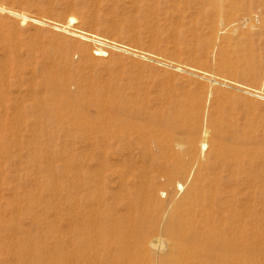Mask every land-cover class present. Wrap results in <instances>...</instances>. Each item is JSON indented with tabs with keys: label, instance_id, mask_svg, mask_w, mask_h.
Listing matches in <instances>:
<instances>
[{
	"label": "rangeland",
	"instance_id": "1",
	"mask_svg": "<svg viewBox=\"0 0 264 264\" xmlns=\"http://www.w3.org/2000/svg\"><path fill=\"white\" fill-rule=\"evenodd\" d=\"M0 8V264H93L106 255L113 264H157L177 257L164 225L193 174L166 184L155 170L165 161L155 146L166 115L192 116L201 129L217 124L251 150V162L225 190L232 207L224 213L235 216L244 236L238 264H264V0H0ZM95 48L107 56L96 59ZM113 93L141 112L136 122L155 153L150 161L134 131L107 151L104 135L88 132L92 120H77L76 110L92 115V106ZM184 153L179 149L187 167L197 164ZM101 159L112 166L105 178ZM143 163L160 183L147 194ZM129 165L130 175L120 177ZM125 231L131 236L120 245ZM72 253L77 259L65 261Z\"/></svg>",
	"mask_w": 264,
	"mask_h": 264
},
{
	"label": "bare ground",
	"instance_id": "2",
	"mask_svg": "<svg viewBox=\"0 0 264 264\" xmlns=\"http://www.w3.org/2000/svg\"><path fill=\"white\" fill-rule=\"evenodd\" d=\"M0 10L2 11L1 8ZM9 13H11L12 15L16 17H19L22 22L26 19V16L23 14H19V13L12 12V11ZM67 21L68 22L66 25H69V26L75 24L76 22L75 17L73 16H69ZM98 43H100V45H108L103 41H98ZM92 54L94 55L96 59H102L105 56H107L106 51L101 48L93 49ZM55 89L56 88L54 87V90ZM90 89L91 87H88L86 89L83 88L81 90H78L77 94H84L86 92L88 93ZM63 91H64V94H68L71 97L76 98L77 96V94L71 95L67 89ZM74 98L72 102L73 104L76 103L75 102L76 99ZM104 98L105 97H103V99ZM79 108H82V107L79 106ZM92 109H93L92 115H91V112H89V110L79 109V110H76L75 116L77 117V120L79 121L81 120L82 122L83 121L89 122L90 119L92 120L90 124V128L88 129V132L92 133L93 135L98 134V133H100V135L101 134L104 135L105 140H104V144L102 145L103 150L105 149L107 151L113 150L116 147L115 144H118L120 146L122 141H124L126 138L128 140L131 139L132 136L130 137L129 134H131L132 131H134L133 134L135 133L137 135L136 144L139 147H142L143 150L145 149L146 151L144 152L143 156L146 153V156L144 157L147 160L150 157L149 161L151 158H155L153 157V154L155 153L151 150V146H150L151 144L146 141L144 142L141 139L142 136H141V132L139 131V125L136 122L138 119H140L141 112L135 107L133 103L127 101L125 98L121 97L119 94L113 93L109 101L107 100L104 101L102 105H98L97 103H95V105L92 106ZM184 117L182 115H166L160 119L158 118L159 120L157 119L158 120L157 125L161 126L162 128L160 130L159 137H157L159 139H156L157 144L155 147H156V150L159 156L165 159V161L162 160L163 162L159 161L158 165L154 163L156 166H158V167H155V170L157 168V172H158L157 174L159 175V177H162L165 180L166 184L168 183L171 184L172 180L174 181V178L176 176H179L180 174H187V173L193 174L191 183L189 186H187L184 196L180 199V201L176 205L178 206V210L176 211L174 210L167 217V219L165 220V225H164L165 236L169 239V242L171 244V250H172L171 252L177 253V257H174V258L171 257L168 259L167 262L163 261L162 259H158L157 264H238V261L240 259L239 239L244 236L240 235V232H239L240 230H238L239 228L238 222L234 218L235 216H233L232 218L224 213L225 206H231L229 202H228L229 204L227 205L228 199H227V192L225 190H228L231 186L233 188V183L237 181L236 176L239 173L244 171V165L246 163L251 162L250 161L251 155H252L251 150L245 147L243 144L239 143L238 141L230 139L228 138V136L226 137V135H224L223 132L221 131L220 126L217 124L211 123L209 128L201 129L199 127V124H197L198 121L196 122L195 120H192L193 119L192 116H191V119L190 117H186V116ZM176 136H183L185 138V141L182 142L180 140H176ZM98 147L99 145H97V149L101 148V147L99 148ZM181 148L185 149V153H184L185 156L190 157V158L195 157V161L196 160L198 161L197 164L193 162L189 167H187L185 163H183V159L179 155V149ZM196 151L198 152V154ZM130 153L131 152L129 151V154ZM122 158L125 163L126 161L124 160L125 159L124 156ZM122 158L120 159V163L123 162ZM168 158L170 159L174 158V160L177 163L174 161L176 164L172 162L174 165L173 164L172 166L166 165V161L168 160ZM126 159L128 160V158ZM101 162H102V159H101ZM127 162L126 164L128 165L130 162L129 160ZM102 163L103 164H101V167L100 166L99 167L102 170L101 175L103 176V178H105L104 172L108 170V168L111 165L109 164L110 162L109 163L102 162ZM118 163L119 162H117L116 165ZM140 163L142 164V161ZM146 163H148V161ZM114 164L115 163H113V165ZM121 164H118V165L123 167L122 166L123 164L122 165ZM143 165L144 167L142 168L144 169L143 170L144 172L142 173V177L146 178L147 180H145L144 182L142 181V184H143L142 188H143V192L147 194V193H151V191L153 192L152 189L154 188H156L157 190L156 186H158L160 183L156 185L157 182L153 181L154 176L149 174L150 173L149 165L146 164L147 165L146 167L144 163ZM135 166L137 167L138 165H135ZM99 167H98V170L100 169ZM125 168H126L125 171L119 170V172L121 174L120 177L126 179V176H129L132 171L130 169V165ZM133 169H134L133 171L135 172L136 168H133ZM139 169H141V167ZM148 169H149V172L147 171ZM136 173L138 174V172ZM134 177H135V173H134ZM142 177L140 176V178ZM135 185L137 186L136 188H138V184H135ZM161 185L163 186L162 183ZM126 186L128 185L126 184ZM130 187L128 186V190H130L129 189ZM139 189L140 188H138L137 190L139 191ZM230 191H231V188H230ZM140 192L142 191H139L138 194L135 193V195L136 196L140 195L141 194ZM125 193L126 192H124V194ZM137 198L138 197H135V199ZM138 201H141V200L139 199ZM133 203H134V200H133ZM137 203L138 202L134 204L136 205ZM140 204L141 202L137 206H139ZM228 208L230 209V207ZM132 213L133 212L130 213V216ZM135 217L136 216H134V218ZM126 219H128V217ZM237 219L239 220V218ZM129 220H130L129 221L130 223L128 224L130 225L134 223L135 221L133 220V222H131L132 219H129ZM93 223H95V220ZM87 224H90V223L88 222ZM95 224H92L93 227L95 226ZM134 224L132 226L136 227ZM224 224L228 226V232L225 231ZM99 225H97L98 226L97 229L100 230V232L101 231L104 232L103 227ZM132 226L130 227L132 228ZM130 227L128 228V230L130 229ZM139 229L135 228L136 231ZM127 231L124 232L127 236H125L124 233L118 236L117 238L118 244L121 245L122 242L125 243L127 240L126 238L131 236L130 234L128 236ZM102 232L101 234H103ZM132 232H134V230ZM135 234L132 236H136ZM96 235L97 234H95V236ZM144 243L147 244L148 248L150 246L156 245L154 244L156 243L155 241L154 243L152 241L149 243L145 241ZM196 245H197V248L199 247L198 252H195V248H193ZM82 246H84V244ZM86 247H88V245ZM92 247H93V244H92ZM91 252L92 253L95 252L93 253V258H95L98 252L94 251V248L93 250H91ZM77 253L79 254V252ZM74 254L72 253L71 257H69L67 254L69 258L67 259L66 257L65 261L70 260L71 258L72 259L76 258V253ZM130 255L131 254L127 255V257ZM122 256L124 257V255ZM245 256L248 259L251 258V245L248 248H246ZM121 257H119V259H121ZM127 257L125 258L126 260H127ZM131 257L133 258V260L134 258L136 259V257L132 255ZM121 260H123V258ZM133 260L129 262L131 263L133 262ZM112 262H113L112 259H109L107 255H106V258H104V260L101 262H96L95 260L89 261V263H93V264H113ZM119 264H124V263H121L120 261ZM125 264H129V263H125Z\"/></svg>",
	"mask_w": 264,
	"mask_h": 264
}]
</instances>
